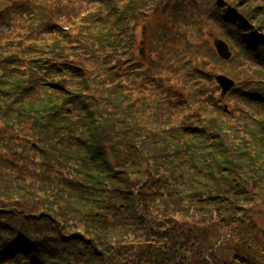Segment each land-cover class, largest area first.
I'll list each match as a JSON object with an SVG mask.
<instances>
[{
    "label": "clouds",
    "instance_id": "1",
    "mask_svg": "<svg viewBox=\"0 0 264 264\" xmlns=\"http://www.w3.org/2000/svg\"><path fill=\"white\" fill-rule=\"evenodd\" d=\"M0 264H264V0H0Z\"/></svg>",
    "mask_w": 264,
    "mask_h": 264
}]
</instances>
